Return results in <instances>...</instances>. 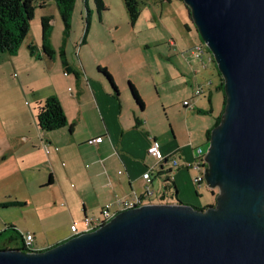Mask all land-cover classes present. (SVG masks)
Here are the masks:
<instances>
[{
    "label": "crops",
    "instance_id": "0c3cea01",
    "mask_svg": "<svg viewBox=\"0 0 264 264\" xmlns=\"http://www.w3.org/2000/svg\"><path fill=\"white\" fill-rule=\"evenodd\" d=\"M175 2L178 0H147L132 25L136 27L143 11H147L148 22L158 16L163 18L164 6ZM106 7L99 15L101 20H105L104 14L109 10L108 4ZM51 24L52 19L50 27ZM185 27L187 32L181 40L184 46L179 44L182 49L203 42L196 27L189 23ZM66 40L64 37L67 44L69 39ZM65 43L58 45L50 29V44L55 50L61 46L66 49ZM31 44L36 49L34 54ZM207 53L197 64L192 53V59L182 61L183 68H191L192 79H118L112 69L114 76L104 66L113 76L116 90L106 75L91 77L77 61H69L71 68L67 70L58 52L47 55L43 31L40 38L28 35L15 54L6 53L0 61V208L43 203L45 213L53 218L51 224L57 226L61 243L85 229L86 216L100 215L107 203L112 210H119V198L145 196L148 187L153 193L144 198V203L178 202L177 196L181 202L194 205L204 182H195L198 170L192 163L199 157V148L205 154L203 146L209 142L207 132L212 126H202L203 134L197 137L204 124L192 126L190 119L210 115L214 111V95L223 91L219 69L210 59V50ZM177 72L185 74L183 70ZM179 81L189 97L182 102L172 98ZM132 86L143 99L144 107L136 101ZM200 88L201 94L196 95ZM51 95L62 103L68 124L45 132L37 123V106ZM185 100H190L191 105H185ZM177 114L183 115L184 126L174 121ZM151 136L159 141L164 160L148 153ZM97 137L102 140L89 142ZM173 158L178 159V165H174ZM147 170L151 171L150 181L143 177ZM209 189L216 198L215 190ZM3 196L14 199L2 200ZM156 196L158 201L153 200ZM57 202L61 206H56ZM50 204L57 211L50 210ZM4 215L0 211V232L6 235L12 231L8 227L15 224ZM31 233L35 246L37 232ZM15 237L14 231L9 240L17 245Z\"/></svg>",
    "mask_w": 264,
    "mask_h": 264
},
{
    "label": "water",
    "instance_id": "95a60500",
    "mask_svg": "<svg viewBox=\"0 0 264 264\" xmlns=\"http://www.w3.org/2000/svg\"><path fill=\"white\" fill-rule=\"evenodd\" d=\"M224 80L205 152L204 209L146 202L45 250L0 249V264H264V0H183Z\"/></svg>",
    "mask_w": 264,
    "mask_h": 264
},
{
    "label": "rangeland",
    "instance_id": "374dc122",
    "mask_svg": "<svg viewBox=\"0 0 264 264\" xmlns=\"http://www.w3.org/2000/svg\"><path fill=\"white\" fill-rule=\"evenodd\" d=\"M87 2L91 11V24L86 36V42L84 41L87 16L86 0H76L70 19L71 30L70 35L67 37L69 42L66 40L67 44L64 41L65 25L55 0H48L47 5L44 7H41L38 1L36 2V15L32 20L28 35L40 38L42 36L41 17L43 15L49 16L52 19L51 34L54 40H56L58 45L65 43L69 61L81 63L83 70L91 77L105 76L98 68L101 65L108 67L109 71L112 69L118 79L193 78L191 68L187 64L186 68L181 66L183 65L182 61L186 63L188 59H192L190 54L193 50V47H190V49L188 47L182 49L181 47V45L184 46L181 40H183V36L187 32L185 23H189L193 28L196 27L188 15L187 6L183 0H178V2L173 4H166L164 6L165 16L163 18L158 16L159 19H153L149 22L145 20L147 11H143L144 14L137 22L136 27L132 25L124 0L105 1L109 5V10L104 14L105 20L99 18L95 0H88ZM171 41L176 43H171ZM199 60L194 58L195 64ZM177 70H183L185 74L181 76ZM72 75L75 76L74 73ZM112 75L114 76L113 73ZM185 97H188V95L183 93V84L179 81L177 90L173 92L172 98L182 102ZM223 97L224 91L215 94L214 111L210 115L190 119V124L193 126L202 123L204 125H200V127H213L215 118L219 117L223 110ZM184 120L181 114H177L174 119L178 125L182 126L185 125ZM203 128L205 127L198 129L197 137L201 133L203 134ZM204 139H206V136ZM208 147L209 142H206L203 146L205 152H207ZM202 189L200 196H196L198 198L193 203L194 206L199 208L211 205L216 201L206 181L203 183ZM214 190L218 193L217 188ZM1 198L2 200L14 199L12 196H3ZM40 200L42 201V197H40ZM153 200L158 201L159 197L156 196ZM60 204L61 202H57L56 206H61ZM43 205V203L37 202L30 205L24 204L0 208L1 213L13 220V224L17 226V229L23 232L28 230L37 232L34 248L38 249L48 248L58 243L57 226L56 224H51L53 218H50L45 213ZM56 206L50 204L49 209L57 211ZM13 232L9 231L1 237L0 245L16 246L15 241L9 240V235Z\"/></svg>",
    "mask_w": 264,
    "mask_h": 264
},
{
    "label": "trees",
    "instance_id": "16d2710c",
    "mask_svg": "<svg viewBox=\"0 0 264 264\" xmlns=\"http://www.w3.org/2000/svg\"><path fill=\"white\" fill-rule=\"evenodd\" d=\"M37 1L40 3L41 7L46 6L48 3V0H0V61L2 59V56L6 53L15 54L22 45V43L24 42V40L26 39V37L28 36L31 29L32 20L36 15ZM87 1L88 0H86L87 16H86L85 35H84L85 42L91 24V11L89 9ZM146 1L147 0H124L132 23H134L138 19L141 11V6ZM55 2L57 4V7L59 9V12L61 14V17L65 25L64 37L67 38L70 35V30H71L70 19H71L72 11L74 10L75 7L76 0H55ZM95 3L98 14L101 15V13L107 8L106 4L104 0H95ZM187 9L189 10L190 18L192 19L190 14V9L188 6ZM41 20H42L44 52L50 56H53L58 52L63 65L67 70H70L71 65L67 57V53L64 46H61L57 51L50 44L51 18L47 15H44L42 16ZM30 49L31 52L34 54L36 49L33 44L30 45ZM99 69L114 84L113 76L111 75V73L105 67H99ZM73 72L78 75L77 70H73ZM114 87L117 90L115 84ZM222 88L224 91V107H225L226 95L224 90L223 77H222ZM132 92L138 104L144 107L145 103L134 86H132ZM223 111L224 108L220 116L217 118L215 125H218L220 123L221 115ZM37 123L40 129L45 132L62 128L68 124V118L66 116L65 110L62 106V103L60 102L59 98L56 95H51L47 97L43 102H39L37 106ZM211 130L212 129H210L207 132L208 138H210ZM170 181H172V184H174V180L170 179ZM143 198H145V196ZM176 198L178 201H180L177 196ZM17 203L19 202H15V204ZM206 207L200 209H204ZM8 229L16 232L15 240L17 239L16 242L18 243L15 247H9L6 244L0 245V249L20 248L29 251L30 249H28L25 243L24 234L21 231H19V229H17L15 225L9 226ZM3 235H4V231H1L0 238L3 237Z\"/></svg>",
    "mask_w": 264,
    "mask_h": 264
},
{
    "label": "built area",
    "instance_id": "2783aa9c",
    "mask_svg": "<svg viewBox=\"0 0 264 264\" xmlns=\"http://www.w3.org/2000/svg\"><path fill=\"white\" fill-rule=\"evenodd\" d=\"M207 51H209L208 46L205 44V42H202L198 45H196L193 50H192V55L195 59H202L204 57V55L207 53ZM210 59H214L213 55L210 57ZM68 74V73H67ZM202 92V89H197L195 91L196 95H200ZM185 105H191L190 100H185L184 101ZM152 140V144L150 145V147H148V153L153 155L154 157L158 158L159 160H164L165 157L161 152L160 149V143L157 139H155L153 136L150 137ZM102 140V137H97L95 139H91L89 142H99ZM204 152L201 148H199V157L198 159L195 160L194 163H192L193 168H195L196 170H198V175L194 177V180L196 183L201 184L202 182H205V176H204V169L206 167V161L204 159ZM173 162L174 165H178L179 161L177 158H173ZM143 177L145 179H147L148 181L151 180V171L147 170L144 174ZM153 193V191L151 189L147 190V193L145 195L146 197L151 196V194ZM144 196H136V197H122L118 199V203L119 205H121V208L119 210H112L111 209V204L107 203L100 215L98 216H86L84 218V224H85V229L82 232L85 231H92L96 228H98L100 225H102L103 223H106L107 221H109L112 217H114L119 211L124 210V209H129L135 206H138L142 203H144ZM76 229V227H74ZM81 232V233H82ZM80 233L79 231H77V234ZM24 239H25V243L26 246L28 247V249H32L35 250L34 248V235L31 232L25 233L24 234Z\"/></svg>",
    "mask_w": 264,
    "mask_h": 264
}]
</instances>
